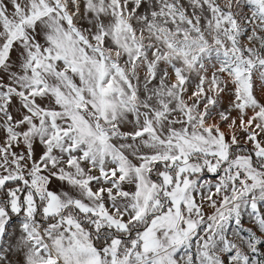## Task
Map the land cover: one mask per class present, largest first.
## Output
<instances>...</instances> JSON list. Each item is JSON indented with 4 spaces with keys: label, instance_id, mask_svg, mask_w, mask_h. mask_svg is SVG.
<instances>
[{
    "label": "snow or ice",
    "instance_id": "1",
    "mask_svg": "<svg viewBox=\"0 0 264 264\" xmlns=\"http://www.w3.org/2000/svg\"><path fill=\"white\" fill-rule=\"evenodd\" d=\"M0 264H264V0H0Z\"/></svg>",
    "mask_w": 264,
    "mask_h": 264
}]
</instances>
